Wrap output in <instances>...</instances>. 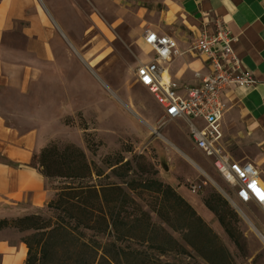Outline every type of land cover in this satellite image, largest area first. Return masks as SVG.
<instances>
[{
  "label": "crops",
  "instance_id": "0c3cea01",
  "mask_svg": "<svg viewBox=\"0 0 264 264\" xmlns=\"http://www.w3.org/2000/svg\"><path fill=\"white\" fill-rule=\"evenodd\" d=\"M111 1L119 7L113 20H105L110 12L95 8L77 48L44 0H0V220L46 212L55 193L33 158L55 140L52 131L63 125L62 116L89 112L84 100L91 95L90 59L102 63L110 55L113 40L106 31L112 34L128 23L129 14L136 22L132 34L168 35L184 51L206 24L210 29L224 24L236 38L244 69L256 79L251 87L226 92L225 141L232 132H244L264 148V0ZM168 72L184 88L200 83L195 73L207 75L205 60L191 55L175 60ZM67 97L72 112L61 114ZM9 231H0V264H25L23 242L1 236Z\"/></svg>",
  "mask_w": 264,
  "mask_h": 264
},
{
  "label": "rangeland",
  "instance_id": "374dc122",
  "mask_svg": "<svg viewBox=\"0 0 264 264\" xmlns=\"http://www.w3.org/2000/svg\"><path fill=\"white\" fill-rule=\"evenodd\" d=\"M44 1L62 32H66L77 48L83 45V34L92 25L90 17L95 13V8L110 12L106 14V21H112L113 13L119 8L113 6L111 0ZM132 17L131 14L127 15L128 23L121 24L112 34L106 31L109 39L113 40V44L108 46L110 55L102 63L90 59L91 95L84 100L89 112L62 116L63 125H56L52 131L56 136L54 141L61 148L70 143L84 150L89 163L105 171L107 166L104 160L113 157L114 161L121 155L125 162L133 163L134 171L130 173L129 180L133 179L138 185L158 180L174 188L189 202L218 234L234 257L235 264H264V209L257 204L238 202L233 187L216 172L212 161L206 159L190 142L187 123L170 122L164 118L163 109L154 95L136 83V69L140 62L150 59L151 53L143 47L141 39L144 33H141L143 36L132 34V28L136 25ZM67 100L69 103L64 106L67 108H62L61 114L72 112L71 97L65 98ZM65 122L70 126L67 127ZM86 124L88 130H84ZM248 138L244 132L228 134L225 141L227 150L236 161L256 165L264 180V148ZM107 175L111 177L110 180L98 181L120 183L115 176H111L110 171ZM49 185L58 188L60 181L49 180ZM140 189L138 194L132 193V197L150 215L153 223L163 226L189 251L186 256L173 253L161 260L171 264H207L183 242L180 233L170 230L157 216V196ZM212 193H218L229 201L231 208L239 215L242 248L229 239L216 216L205 207L203 201ZM129 211L133 213L132 208ZM41 216L50 219L53 214L46 209ZM174 218L173 224L180 228L178 218ZM31 233H21L15 229L1 236L15 244Z\"/></svg>",
  "mask_w": 264,
  "mask_h": 264
},
{
  "label": "trees",
  "instance_id": "16d2710c",
  "mask_svg": "<svg viewBox=\"0 0 264 264\" xmlns=\"http://www.w3.org/2000/svg\"><path fill=\"white\" fill-rule=\"evenodd\" d=\"M112 158L104 160L105 171L89 163L84 150L70 143L61 148L56 141L33 158V165L44 178L59 179L60 186L50 187L55 197L46 207L52 218L29 215L0 220V231L32 232L22 240L28 250L25 264H171L161 258L173 253L188 255V249L163 226L153 223L132 197L139 188L157 196V216L170 230L181 234L198 258L207 264H235L218 234L174 188L158 180L138 185L128 179L133 163L125 162L121 155L114 161ZM108 171L120 183L98 181L110 180ZM203 202L229 239L242 248L240 217L229 201L212 193ZM174 217L180 228L173 224Z\"/></svg>",
  "mask_w": 264,
  "mask_h": 264
},
{
  "label": "built area",
  "instance_id": "2783aa9c",
  "mask_svg": "<svg viewBox=\"0 0 264 264\" xmlns=\"http://www.w3.org/2000/svg\"><path fill=\"white\" fill-rule=\"evenodd\" d=\"M200 32L186 51L168 35L151 30L144 32L143 47L151 56L138 65L136 83L154 95L164 118L187 123L190 142L212 161L216 172L233 187L238 202L257 204L264 209V180L260 171L231 156L222 130L226 92L232 88L251 87L256 79L244 69L236 52V38L224 24L216 23L214 29L206 24ZM185 55L202 58L207 69L206 76L195 73L200 83L192 88L179 86L168 72V66Z\"/></svg>",
  "mask_w": 264,
  "mask_h": 264
},
{
  "label": "bare ground",
  "instance_id": "6f19581e",
  "mask_svg": "<svg viewBox=\"0 0 264 264\" xmlns=\"http://www.w3.org/2000/svg\"><path fill=\"white\" fill-rule=\"evenodd\" d=\"M262 237V236H261ZM262 240L264 241V238L262 237Z\"/></svg>",
  "mask_w": 264,
  "mask_h": 264
}]
</instances>
